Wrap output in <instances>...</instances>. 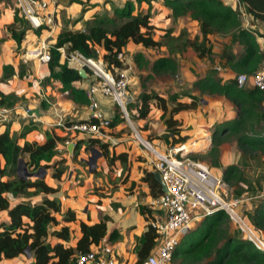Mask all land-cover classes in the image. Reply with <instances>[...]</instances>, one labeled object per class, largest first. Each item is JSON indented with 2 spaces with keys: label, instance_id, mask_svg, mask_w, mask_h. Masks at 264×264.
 Returning a JSON list of instances; mask_svg holds the SVG:
<instances>
[{
  "label": "trees",
  "instance_id": "trees-1",
  "mask_svg": "<svg viewBox=\"0 0 264 264\" xmlns=\"http://www.w3.org/2000/svg\"><path fill=\"white\" fill-rule=\"evenodd\" d=\"M158 1L160 0H127L122 7L114 6L113 16H109L108 13L95 14L86 31L79 28L63 29L50 49L51 59L43 64L46 67L43 85L56 81L60 84V92H67L66 95L71 101L78 106L89 107L87 89L76 86V82L85 81L89 77L82 78L79 70L70 67L67 60L62 63L59 47H65L68 54L79 51L86 57H96L98 48H101V58L107 69L112 72L126 67L125 62L118 58V54L125 51L129 42L155 52L163 51L162 48L165 47L166 53L153 61L142 52L136 53L137 65L141 70L148 71L145 80L163 74H179L180 59L190 49L195 51L199 58L209 57L212 63L216 58L224 60L225 65L234 73L233 77L227 80L216 78L213 75L215 70L211 71L212 75L204 77L197 75L193 83L194 88L189 90L192 93L191 97L187 100L181 99L180 94L169 99L149 89L143 82L142 91L138 96L133 95L135 100L127 105V109L132 120L147 122L148 126L153 122L151 117L154 110L161 112L163 132L170 135V146L173 147L190 140L193 133L179 114L198 108L201 99L206 96H220L232 102L237 115L215 125L209 138L212 141V148L207 155L213 156L211 163L213 169L222 168L223 182L227 183L229 188L238 185L244 192L249 193L250 187L247 185L245 172L237 162L247 158L248 153L254 154L251 156L264 157V90L256 86L248 88L251 79L245 86H240L237 76L244 73L250 77L262 70L264 47H261L258 37L264 38V33L244 27L240 9L227 4L224 0H161L168 10L167 18L176 22L189 17L198 22L200 34L191 37L187 29H182L178 35H174V28L170 27L157 37L152 5ZM240 1L246 6L253 20L264 24V0ZM70 2L83 4V9H87L83 0ZM0 3L6 6L10 15V20L5 23L6 33L15 41L18 48L23 45L29 34L40 37L49 28L48 25L34 28L22 14L18 0H0ZM143 3L149 4L150 7L145 12L139 11L134 14L136 6ZM80 20L81 17L75 23ZM211 35L230 40L223 45L222 52L214 53L215 45L209 38ZM4 40L5 37L0 38V43ZM235 46H240L241 52L236 50ZM3 71L5 78L15 75L12 64L3 65ZM194 93L198 94L193 95ZM22 99L16 92L11 91L8 85L0 86V107L15 106ZM115 105L119 107L116 103ZM40 107L48 108L49 104L42 100ZM125 119L122 110L116 113L110 118L109 130L118 129ZM81 121L94 123L91 119ZM74 122L78 121L66 118L67 125ZM147 125H140L143 132L148 130ZM58 129L64 131L63 128L53 127L46 130L44 141L26 140L23 144L19 143V136L11 131L8 123L5 131L0 133V212H6L8 216L7 219H0V264H9L8 261L12 259L27 257L28 251L31 257L28 258L27 264H75L80 253H86L99 245L109 232L110 217L105 215L91 223L80 220L76 210L72 207H63L60 194H57L59 189L48 184L46 178L40 175L48 169H53L52 177L60 179L68 171V160L60 146L69 139L61 135ZM28 131L29 129L25 130L21 137H25ZM229 134L235 136L236 155L239 158L223 166L221 149L215 146ZM148 138L153 142L157 137L149 135ZM83 142H86V151L98 147L107 161V171L117 167L120 180L119 184L115 183V187L125 185L131 180V170L135 163L134 154L128 151L118 153L116 144L91 136L86 141H76L72 152L75 162H85L81 161ZM136 158L138 161L141 160L140 156ZM20 164L39 176L28 179L21 177ZM97 171L99 168L93 170L94 173ZM141 171V181L147 185L149 195L152 198L161 195L163 191L156 180L153 166L146 165ZM256 192H252L254 193L252 195L243 193L240 198L231 199L242 200L237 208L248 199L258 196ZM39 193L47 195L46 198L33 201L32 196ZM153 209L148 204L140 207L147 224L145 241L139 251L137 264H142L161 242L160 235L151 225V221L157 216ZM250 219L251 225L247 219L245 221L259 238L264 237V195L255 205ZM77 233L79 235L75 241ZM119 236V230L114 229L108 237L114 241ZM178 258L183 259V264H264V249L258 248L249 239L248 234L234 222L225 209H217L206 215L198 226L191 228L181 239L173 255V260Z\"/></svg>",
  "mask_w": 264,
  "mask_h": 264
},
{
  "label": "crops",
  "instance_id": "crops-1",
  "mask_svg": "<svg viewBox=\"0 0 264 264\" xmlns=\"http://www.w3.org/2000/svg\"><path fill=\"white\" fill-rule=\"evenodd\" d=\"M115 1H116L115 4L116 6L122 7L127 0H115ZM153 5H152V11H159V13L157 12L155 14V17L153 18V22L157 27L156 33L158 37L159 34L165 33V30L161 29L162 26H165V24L172 23L173 20L171 18H167L166 14L168 10L164 7L161 0L158 1L157 3L156 2L153 3ZM62 6H57V12H56L57 27L55 29L54 34L49 39V43L52 45L56 43L57 36L62 31V27L63 28L67 27L66 29H71L72 27H74V29L72 30H75L76 28L85 29L86 28L85 22H87L86 20H89V22L91 21L94 15L97 14L96 12L98 7V5L94 7H90V5L87 6V9L83 13V16H80L81 17L80 21L75 23L76 20L78 19V17H75L76 16L75 15L70 20V22L72 23L70 24L69 22L68 26H66L65 24L62 23L63 17L66 15L70 17L72 13L75 12L76 14L77 12L81 11V6L83 7V4L80 3L72 4L70 0H67V4L63 3ZM104 7L106 8L105 13H108L109 16H113L114 13L112 7L106 5H104ZM148 7L150 6L147 3L138 5L136 6L134 14H137L139 11L145 12L148 9ZM6 12H7L6 16L10 18L9 12L8 11ZM162 20H165V23H163ZM180 21L182 22L188 21L194 26L193 31L190 32L191 37H195L196 35L200 34V29L197 21L192 20L189 17L181 18ZM45 33L46 31L42 34L41 37H38L32 33L29 34L20 48L21 51H23V54L26 49L34 48L37 47L38 45H41L42 42L45 39H47L48 34ZM3 37H5V40L0 43V67H1L0 86L8 85V88L11 91L16 92V94L20 95L23 99L19 103H17V105H15L16 106L15 109L9 114L8 121L0 122V133L5 131L8 123L10 124L11 131L15 133L17 136H19V143L23 144L26 140L42 142L45 140L46 130L53 128L52 125L59 115H64L65 118H71L72 120H76V121L91 119L90 108L87 106H78L73 101H71L65 93L60 92L59 90L60 84L56 81H53L52 83L49 84L44 83L45 92L48 96H53L52 100L54 103L51 102L50 100V103H48L49 104L48 108L40 107L42 98L40 93L35 88L34 79L37 76V72H39V76L41 75L43 77V73H45L46 70V67L43 65L44 63L40 64L36 60L31 61L30 62L32 68L31 71L32 74L35 73V76L33 75L32 77L27 78L29 76L28 74L30 73V68L22 64L21 59L23 60V55L19 57V55L17 54L18 55L17 57V56H13L11 53L12 48L14 49L18 48L17 44L13 39L9 37L8 33H5L4 36L0 34V38ZM213 37L221 40L222 42H224V40L226 39L222 36L220 37L213 36ZM218 45L219 44H217L216 47ZM98 50L100 51V54H102L101 48H98ZM162 50H163L162 52H165L164 50H166V48L163 47ZM215 50H217V48H215ZM217 51H214V53H217ZM125 52L127 59L126 66L131 69L130 74L131 73L133 74L132 79L140 78V75H143L146 72L145 69L141 70V68H139V66L135 62V55L137 52L144 53L146 56L150 57L151 61L164 54L162 53L160 55L159 54L155 55L154 53L155 51L147 50L142 46L136 45L132 42H129L127 44L125 48ZM185 57L186 54L184 58ZM184 58L180 59V61H183V63H185V66L182 65L181 67L180 76L185 80V82H187L188 84L190 83L191 85V86L189 85L190 87H192V84L197 79V75L202 77L206 75H212V73H210L211 72L210 68H212V66H210V63L207 59L199 58L197 57V55L193 56L192 59L189 60H186ZM6 64H12L15 69V75L11 77L9 76V78L4 77L3 65ZM219 74L222 75V77H219L220 79L224 77V80H227L228 78L233 77L234 73L229 69L225 68V70L224 71L221 70ZM93 81L94 79L89 77V79L85 81L76 82V86L84 87L87 89L88 87H90ZM247 86L248 88H252L253 84L248 83ZM141 91H142V85L140 83V86L136 88L134 93L135 94L140 93ZM165 93L166 94H162V93L160 94L169 98V94L167 92ZM180 95L182 97V94ZM181 99L187 100L188 97L184 96V98ZM28 106L38 110L36 116L26 115L24 109L25 107ZM115 107L116 105L111 97L102 94L97 95V109L101 110L105 114V116L109 118L114 117L116 114ZM198 109L200 111L199 114H197L196 111L194 110L182 112L181 114H179V116L183 118H185V115L187 117L191 115V119L189 121L184 120L185 123L198 121V125L196 126L202 129L201 132L199 131L193 132L195 133V136L197 133L198 134L203 133V135L210 137L208 134L210 132H213L216 124L221 123L222 121L225 120L233 119L237 115L233 103L230 102L229 100L223 99L220 96L219 97L206 96V98H202L201 104ZM157 112L159 111L157 110ZM160 116L162 117V113L158 115L159 121L158 122L153 121L149 125L147 131L148 132L152 131L151 133H154V135L157 137L154 139V141L158 143L161 149L167 151L170 147L171 137L170 135L163 132L164 131L163 118H161ZM150 127H152V129H150ZM27 129H29V131L25 135V137H21V134ZM197 130L200 129H194L193 131H197ZM58 131L61 135L67 136V138L71 142H76L79 140L86 141L89 137H91L88 135H81L78 133H74L72 131L65 132V131H60L59 129ZM101 139L104 141H109L108 139L105 138H101ZM115 139L117 140L116 149L118 153L120 151H128L132 155L134 154L133 158L135 160V163L131 170V178H130L131 180H129V182H127L125 185L122 186L120 185V187H115L114 185H116L118 181H115L116 184H113V181L112 182L109 181L110 179L115 180V178L118 177V171L113 174L110 171H107L108 169V167L106 166L107 161H105L102 154L100 156L99 152L95 150L94 152L97 153L98 155L97 158L99 159L97 162V165L99 166V171L101 169V172L98 175L94 173L93 170H91V168L90 170H88L89 175H87L83 169H82V172H84L83 175L81 174L82 172L81 173L69 172L68 179L70 180V182H72V180H76V182L72 183L71 187H69L68 192L67 189L64 188L63 186L62 187H60L59 185L56 186L55 182H50L47 179L46 181L48 184L59 189V191L57 192V194H60L59 197L62 196L65 197V201L61 202L63 207H72L74 210H76L78 212V216L80 220L82 219L91 223L100 220V218L105 215L110 217L109 232L105 238L108 239L109 243L111 244L114 250L115 257L117 258L119 264H137L139 260V251L142 247L143 242L145 241L144 235L147 224L146 217L141 213L140 207L141 205H147L152 199V197L149 195V189L147 185L145 184V182L141 181V177H142L141 168L146 167L147 164L144 161H142V159L139 161L136 160L137 157L136 154H138L140 151L139 150L136 151V145L135 143H133L134 141L128 142L127 137H125L124 135L116 136ZM204 141H208V140H204ZM63 146L64 145H61L60 147L62 148ZM85 147H86V142H83L81 148L82 152L86 151ZM95 148L98 149V147ZM63 152L64 154L67 153L65 151ZM72 152L73 150L72 151L68 150V155H69L67 156L68 165H72V167L74 168H80L79 165L81 166V164H83L84 162L83 163L75 162L72 158ZM236 152L237 150L235 149V143L233 140L229 146H225L222 150L221 162L223 163V166L229 165L230 163L235 162L239 158V156L236 155ZM84 159L86 160V158L84 157L81 159V161H85ZM215 169H217L218 171H222V168H215ZM96 180L97 181L100 180L101 183H99L98 185ZM92 186L95 187L102 186V189L100 190L102 194L92 195L91 199H89L90 202L86 203L87 195L86 193H84V190L87 188H91ZM261 186H264V182L262 183ZM132 187H133L132 189L133 191L131 190ZM258 190L261 191L260 186ZM260 191L256 192L258 196H254L252 198V199H256L254 203L255 205L264 195V192H260ZM262 191H264L263 188ZM46 196L47 195L43 193H39L36 194L35 196H32L31 199L33 201H38L41 200L42 198H46ZM255 205L253 207H255ZM90 207L92 209H90ZM85 208L86 211H83L84 215L80 214V211H82V209L85 210ZM251 208L252 206H250L248 202L241 204L239 208V211L242 210L241 215L244 217V219H247V221H249V225L252 224L250 219V214L254 210V208L252 209ZM153 210L156 215L160 214V212L157 211V209L156 210L153 209ZM86 213L89 215V220L86 219ZM114 229L119 230L120 236L116 240L111 241L109 240L108 236L110 232ZM78 235L79 233L76 234L75 241L78 239ZM30 257L31 256H27V257L24 256L23 258H15L8 261V263L16 264V262L17 263L20 262L21 264H27L29 262L28 258Z\"/></svg>",
  "mask_w": 264,
  "mask_h": 264
},
{
  "label": "built area",
  "instance_id": "built-area-1",
  "mask_svg": "<svg viewBox=\"0 0 264 264\" xmlns=\"http://www.w3.org/2000/svg\"><path fill=\"white\" fill-rule=\"evenodd\" d=\"M21 12L34 28H40L48 25L46 29L48 34L41 45L26 49L23 59L27 61L36 60L40 64L47 63L51 59L50 49L53 46L49 43L50 37L54 34L57 27V5L54 0H18ZM86 31L84 28H80ZM61 52V62L67 60L70 67L81 69L85 68L88 77L94 79V82L87 88V95L90 100L89 108L91 110L90 121H78L71 125L66 124V118L59 115L53 127L63 128L65 132H74L81 135H88L97 138H106L111 143L116 144L117 140L109 134L110 118L97 109V95L102 94L109 96L119 105L124 117L134 130V135L140 140L148 155H144L146 164L153 166L154 171H160L162 179L167 187V192L154 197L148 203L153 208H158L160 214L156 219L151 221V225L156 229L161 237V242L155 248L142 264H168L172 261L174 252L178 247L181 239L190 231L191 224L195 218H204L221 209L228 207L230 216L235 215L241 218L235 210V207L242 201L239 198L227 200L228 190L225 188L227 184L223 182L222 177L213 174L212 169L202 161L194 160L190 157L191 151L185 148V145H176L169 147L166 152H162L152 142L143 139L139 130L135 126L129 115L127 105L134 101L135 98L129 93L130 84V68L116 69L115 72L110 71L106 67V63L101 58L100 51L97 50L96 57H86L79 51L67 53L65 47H59ZM118 58L126 63V52L122 51L118 54ZM36 79V80H35ZM34 79V85L40 93L42 100L50 103L49 96L45 92L43 85V77L37 72ZM251 79L253 86L264 90V70L257 71L252 76L247 74H239L237 80L240 86H245ZM65 94H68L65 92ZM16 106L0 107V122H6L9 114ZM26 115L36 116V112L30 106L25 107ZM212 143L211 139L209 140ZM76 142L67 140L61 151L68 152V145ZM73 147V149H74ZM152 154L154 158L149 157ZM225 186V187H224ZM226 198V199H225ZM60 201L64 202L65 197H60ZM232 218V217H231ZM235 220V218H232ZM242 219V218H241ZM244 222V221H243ZM247 225L244 230L251 241L255 245L264 249V241L261 240L254 230ZM243 229V228H242ZM75 264H119L115 257L114 250L108 239L103 238L101 243L86 253H80Z\"/></svg>",
  "mask_w": 264,
  "mask_h": 264
},
{
  "label": "rangeland",
  "instance_id": "rangeland-1",
  "mask_svg": "<svg viewBox=\"0 0 264 264\" xmlns=\"http://www.w3.org/2000/svg\"><path fill=\"white\" fill-rule=\"evenodd\" d=\"M84 1H85L86 7L89 6V5H90V7H94L97 4L98 7H97V12L96 13L97 14H101V15H105L106 14L105 13L106 12L105 11L106 8L104 7V5L109 6V7L111 6L112 9L114 8V6H116L115 5L116 4L115 0H84ZM54 2H55V4L57 6H62L63 3L67 4V0H54ZM103 2H104V4H103ZM224 2H226L227 4H229V5L233 6V7H236L238 5L236 8H239L240 11L242 12V19H243L244 27L253 28V29H255V30L259 31V32L264 33V24L261 23L260 21L253 20L252 15L247 12L246 6L243 5L240 0H224ZM240 4H241V7H240ZM83 8H84V5H83V7L81 6V11L77 12L76 14H75V12L72 13L70 15V17H68V15L64 16L62 23L65 24L66 26H68V23L70 22L72 17H74L75 15H76L75 17H78V18L80 16H83V13L85 12V10ZM6 11H7L6 6L4 4L0 3V34L2 36H4L5 33H6V30H5V25L6 24L5 23L9 21V20H7V19H9V17L6 16L7 15ZM152 12L154 14V17H155V14L157 12L159 13V11H152ZM86 21L87 22H85V25H86L85 27L87 28V25L90 22H89V20H86ZM162 21H163V23H165V20H162ZM181 22L182 21H179V20L176 21V22L172 21V23L165 24V26H162L161 29L165 30V29H168L170 27H173L174 28V35H178L181 32L182 29H187L188 33L190 34V32L193 31L194 26L191 23H189L188 21L182 22V23ZM71 23L72 22H70V24ZM66 28L67 27H65V28L62 27V30L66 29ZM71 29H74V27H72ZM76 29H78V28H76ZM209 37H211L210 38L211 41L213 40L212 43L215 45L214 51L218 50L217 53L222 52L223 45L225 43H227L228 41H230L229 39H225L224 42H222L221 40H219L217 38H214L213 36H209ZM258 41H259L261 47H264V38L258 37ZM217 44H219V45L216 47ZM20 48L21 47L15 48V49L12 48V51H11L12 55L13 56H17V57H18V55H19V57L21 55H23V51H21ZM215 48H217V50H215ZM235 48L239 52H241V50H242V48L240 46H235ZM154 53H155V55L156 54L160 55L162 53L165 54L166 52L159 51V52H154ZM196 55H197V53L195 51H193L192 49H190V52L189 51L186 52V57L185 58L183 57V58L186 59V60H189V59H192V57L196 56ZM205 59H207L209 61L210 66H212V68H213V69L210 68V71L215 70L214 77H216V78L222 77V75L219 74V72L221 70L224 71L225 68L229 69L225 65L224 60H221V59L218 58V59H215V61H213V63H212V61L210 60L209 57H205ZM21 62H22V64L24 66H27V67L30 68V73L28 74L29 76L27 78H30L33 75L35 76V73L32 74V71H31V69H32L31 65H30L31 61H27V60H24V59L22 60L21 59ZM211 63H212V65H211ZM182 65L185 66V63H183V61H180L179 74H176V75L163 74V75H160V76H156V77H154L152 79L151 78H147L146 80L144 78L148 75V71H146L145 74L140 75V78H137V79L136 78L132 79L133 78V76H132L133 74L131 73L130 74L131 81H130V84H129V93H131V95H135V96L137 95L138 96L139 93L134 94V92H135L136 88L140 86V83L142 85V83L145 82L146 86L149 89H151V90H154V91H156L158 93H162V94H166L165 92H167L169 94V98L170 99L174 95H179V94H182V97L180 95V98H184V96H187L188 98L191 97L192 93L189 92V90L190 89L192 90L194 87H193V84H192V87H190L191 86L190 83L188 84L187 82H185V80L180 76L181 75L180 72H181ZM0 69H1V67H0ZM34 69H35V67H34ZM207 70H209V69H207ZM262 70H264V66H263ZM210 73H213V72H210ZM190 76H191V74H190ZM177 91H180V92H177ZM197 94L198 93H194L193 95H197ZM49 99L51 100V102H53V100H52L53 96H49ZM198 108H196V110L194 109V111H196L197 114L200 113ZM115 109H116V113L117 114L121 111V109L118 106H116ZM153 113L154 114L151 117V121L158 122L159 121L158 115L161 112H157L156 110H154ZM66 117H68V116H66ZM183 119L189 121L191 119V115H189L188 117L185 115V118H183ZM132 121L134 123H136L135 126L139 130L141 137L143 139H146V140L150 141L148 136L149 135H154V133H151L152 131L148 132L147 130H145V132H143L142 128H140V125L146 126L147 122H143V121L137 122V121H134V120H132ZM225 121H227V120H225ZM187 123H188V126H190L192 131L194 129H200V130L193 131V132H198V131L201 132L202 128H199V127L196 126V125H198V121H194V122H191V123L187 122ZM149 125H150V123H149ZM150 129H152V127H150ZM108 132L114 138L117 135H122V136L124 135L125 137H127L128 142L134 141L133 143H135V145H136V151L139 150L140 151L139 153H144V155L146 154V152L144 151L145 148L141 144L140 140L135 137L133 127L131 126L130 122H128L126 119H125L124 123L118 129H113V130L110 129ZM211 134H212V132H210L208 135L210 136ZM209 138L210 137H207L206 135H203V133H199V134L197 133L196 136H195V133H192V137L190 138V140H193V142H196V141L199 142L201 140L202 141L208 140V141H206V145H204L202 147L201 146H197L196 149H188L189 151H191L190 157L192 159H194V160L205 162L212 169V172H213V174L215 176L222 177V174H221L222 171H218L217 169H215V168L213 169L211 167V163L213 161V156L207 155V152L209 151V149L212 148V143L210 144V141H209L210 139ZM234 139H235V136L229 134V135H227L224 138V140L222 138L220 140V142H218V144H216L215 147L220 148L221 152H222L223 148L225 146H229ZM190 140H188L187 142L182 143L181 145H183V146L185 145V147H186L187 145L190 144ZM125 143H127V142H125ZM152 144L154 145V147H156L160 151L166 152L163 149H161L160 146L155 141H153ZM82 153H84V154H82V157L83 158L85 157L86 160H85V162L83 164H81V166L79 165L80 168H74V167H72V165H69L67 173L65 175H63L60 179H55V178L52 177V174H53V171H54L53 169H48L46 172H44V173H42L40 175L44 176L50 182H55L56 186H58V185L60 187L63 186L64 188L67 189V192H68L69 191V187H71L72 183L76 182V180H72V182H70V180L68 179L69 172H72V173L79 172V173H81L82 169H83L85 171V173L87 175H89L88 170H90V168H91V170L99 168V166L97 165V162L99 160L97 158V156H98L97 153H95V152L92 153L91 151H87V152L83 151ZM139 153L136 154L137 157L140 156L142 161H144L146 163V160L144 159V156L142 154H139ZM193 154H199V156L198 155L196 156V155H193ZM146 155H148V154H146ZM251 155H254V154L253 153H248L247 156H246L247 158H245L246 161H245V159H243V160L240 159L237 162V164L245 172V179H246L247 185L250 187V189L248 190L250 192L249 193L244 192L242 190V188H240L238 185H235L232 188H229L228 185L226 187L224 186L228 190V196H229L227 198L228 201H230V199L233 198V197H239L243 193H244V195L245 194L252 195V194H254L252 192H256V190L260 191V190H258L259 186L261 188L260 192H264V191H262V188L264 189V186H261L262 183L264 182V157L261 158L260 155H256V156H251ZM67 156H69L68 152L64 154V157H67ZM149 157L154 158V156L152 154H150ZM195 157H198L199 159H195ZM109 171L113 174V173H115L117 171V167H114V169L112 168L111 170L109 169ZM100 172H101V170L97 171L96 174L98 175ZM83 173L84 172H82L81 174L83 175ZM112 174H111V176H112ZM119 180L120 179L118 177H116L115 180L110 179L109 181H111V182L113 181V184H115V181H119ZM97 183L99 185V183H101V181L98 180ZM113 188H114V186H113ZM101 189H102V186H99V187L92 186L91 188L85 189L84 193H86V195H87L86 203L90 202L89 199H91L92 195H97V194L100 195V194H102L100 192ZM255 201H256V199L250 198L246 202H248L250 204V206H252V208H254L253 206L255 205L254 204ZM238 208H240V207H237V208L235 207V210H236L237 213H238ZM90 209H92V208L90 207ZM154 209H158V208H154ZM83 211H86V208H85V210L82 209V211H80V214L84 215ZM241 213H242V210L239 211L238 215L242 218V220L244 222H246L244 217L241 215ZM7 217L8 216H7L6 212H0V219L4 220V219H7ZM86 219L89 220V215L87 213H86ZM202 220H203V218H201V217L195 218L193 220L192 224H191V228H193L195 226H198ZM242 220H239V221L242 223ZM234 222L241 228V225H240L239 222H237L236 220H234ZM260 238L264 240L263 236H260ZM16 264H21V263L20 262L19 263L16 262ZM168 264H183V259L182 258H178L176 260L172 259V261L170 263H168Z\"/></svg>",
  "mask_w": 264,
  "mask_h": 264
},
{
  "label": "water",
  "instance_id": "water-1",
  "mask_svg": "<svg viewBox=\"0 0 264 264\" xmlns=\"http://www.w3.org/2000/svg\"><path fill=\"white\" fill-rule=\"evenodd\" d=\"M79 73H80V76H81L82 78H87V77H88V73H87V71H86L85 68H81V69H79ZM34 110H35L36 113L38 112L37 109H34ZM73 147H74L73 143H70V144L68 145V149H69L70 151L73 150ZM94 150H95V151H98L99 154H100V156H101V152H100L98 149H96V148H92V149H91V152L94 153ZM84 160H85V159H84ZM21 162H22V161H21ZM44 172H45V171H44ZM44 172H43V173H44ZM19 174L21 175V177L26 178V179L31 178V177H33V176H39V174H33V173H31V172L28 170L27 167H22L21 164H20V166H19ZM154 175H155V177H156V180H157V181L159 182V184L161 185L162 191H163V192H167V187H166V185H165V183H164V181H163V179H162V175H161L160 171H154ZM221 209H225L226 211H228V212L230 213V210H229L228 208H226V207H223V208H221ZM231 217H232V218H235V220H236L237 222L240 223L241 228H243V230H246L247 225L245 224V222H243V220H242L241 218H239V217L237 218L235 215H231ZM238 219H239V220H242V223H241ZM28 255L31 256V253H30L29 251H28Z\"/></svg>",
  "mask_w": 264,
  "mask_h": 264
},
{
  "label": "bare ground",
  "instance_id": "bare-ground-1",
  "mask_svg": "<svg viewBox=\"0 0 264 264\" xmlns=\"http://www.w3.org/2000/svg\"><path fill=\"white\" fill-rule=\"evenodd\" d=\"M204 145H206V141H199V142H193V140H190V144L189 145H187L185 148H187V150L188 149H196V147L197 146H204Z\"/></svg>",
  "mask_w": 264,
  "mask_h": 264
}]
</instances>
